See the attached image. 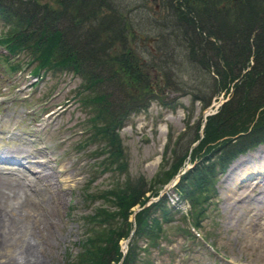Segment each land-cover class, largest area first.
<instances>
[{
    "label": "rangeland",
    "instance_id": "1",
    "mask_svg": "<svg viewBox=\"0 0 264 264\" xmlns=\"http://www.w3.org/2000/svg\"><path fill=\"white\" fill-rule=\"evenodd\" d=\"M124 3L130 6L126 9L137 7L133 14H127L134 28L153 32V37L159 35L157 42L148 44L143 39L141 48H135L158 99L151 100L145 111L127 118L124 127L112 125V145L102 139L109 119H96L98 101L92 100L95 93L90 102L81 100L83 96L78 94L86 92V83L71 72L45 70L31 59L32 40L39 34L29 35L31 46L18 53L16 61L27 64L25 72L9 79L8 74L0 76V156L15 160L0 161V211L13 237L7 249L12 257L17 258L24 240L31 239L40 250V264H67V256L79 251L83 234L79 218L92 208L83 202L84 184L87 179H96L91 189L103 195L116 177V171L100 176L99 165H113L114 170L119 162L127 166L125 172L131 177L145 180L158 173L162 156L165 159L161 169L175 166L179 159V170L183 169L185 163L194 162L186 160L205 110L200 102L192 103L190 90L198 87L202 96L211 97L210 104H216L221 96L225 99L220 104L228 99L229 93L212 94L214 85L206 77L188 72L187 57L179 47L181 40L166 36L170 22H166L164 13L154 9L157 3ZM5 30L0 25V34L9 35L11 29ZM3 45L0 40V47ZM2 70L0 67V74ZM98 86L97 92L101 90ZM208 109L212 115L218 111L215 105ZM105 147L116 155L105 157ZM99 150L102 159H93ZM32 159L50 162L34 168L27 163ZM228 165L223 175L215 172L211 204L204 203L199 194L190 200L182 198L180 192H170V198L179 203L180 213L163 225L166 238L151 250L150 264H264V195L260 194L264 187V143L236 156ZM63 168L68 174L61 176L62 182L58 183L63 187L62 194L44 189L43 184L50 180L44 182L36 177L40 171L53 178ZM98 201L94 207L105 204L103 199ZM186 216L196 228L197 238L184 221Z\"/></svg>",
    "mask_w": 264,
    "mask_h": 264
},
{
    "label": "trees",
    "instance_id": "2",
    "mask_svg": "<svg viewBox=\"0 0 264 264\" xmlns=\"http://www.w3.org/2000/svg\"><path fill=\"white\" fill-rule=\"evenodd\" d=\"M156 2L158 11L170 22L166 36L181 40L188 72L211 81L212 94L229 93L217 113L207 117L203 138L190 154L195 165L176 185L182 197L191 200L199 194L205 203L214 194L215 172L222 173L236 156L264 142V0ZM126 8L130 6L124 0H0V25L12 30L0 38L7 56L31 46L29 35L39 34L32 40L31 59L45 70L73 72L86 83V92L78 94L90 102L95 93L96 119H109L102 137L109 145L113 142L112 125L146 110L157 98L136 49L141 48L140 35L146 40L156 38V42L159 35L153 37V32L134 28L128 15L137 7ZM8 64L11 69L19 68L16 61ZM98 84L101 90L97 92ZM196 89L189 93L192 103L200 102L206 108L211 97ZM199 127L189 149L198 139ZM176 162L151 180L127 175L114 179L104 195L93 192L90 202L94 205L103 199L105 204L92 207L89 218L83 219L81 252L69 257L67 264H117L122 256L119 242L132 228L128 222L131 208L141 206L147 193L157 195L179 171L181 160ZM102 168L113 171V165ZM125 169L123 164L118 167ZM171 218L165 197L137 213L123 264H150L151 250L165 240L163 225Z\"/></svg>",
    "mask_w": 264,
    "mask_h": 264
},
{
    "label": "bare ground",
    "instance_id": "3",
    "mask_svg": "<svg viewBox=\"0 0 264 264\" xmlns=\"http://www.w3.org/2000/svg\"><path fill=\"white\" fill-rule=\"evenodd\" d=\"M49 162H50L49 160H44V161H38L35 159L27 160V163L30 164L29 166L34 168L35 167L42 168L44 166H47ZM33 171H37V170H33ZM36 174H38L36 177H38L44 182L50 180L48 182L49 184L47 185L45 183L43 184V186H45L44 189L48 190L50 188L52 192L55 191L58 194L60 193L62 194L63 187H61L59 184L60 182H62L60 177L68 174L65 168L58 170L57 174L53 178H51L52 177L51 175L40 171H37ZM251 176H253V174ZM69 178H71V176ZM51 181H55L56 184L51 183ZM258 185L259 184H257V186ZM260 194L264 195V187L260 188ZM4 217L5 216L3 212L0 211V264H40V255H39L40 250L33 243V240L31 239L24 240L23 246L17 258L11 256V254L8 252L7 249L10 248V245L13 241L12 240L13 237H11V235L7 231L6 226H4L5 225ZM15 258L16 261L13 260Z\"/></svg>",
    "mask_w": 264,
    "mask_h": 264
},
{
    "label": "water",
    "instance_id": "4",
    "mask_svg": "<svg viewBox=\"0 0 264 264\" xmlns=\"http://www.w3.org/2000/svg\"><path fill=\"white\" fill-rule=\"evenodd\" d=\"M220 101H221V100H220ZM207 112H208V110H207ZM207 112H204L203 115L205 116ZM126 242H127V241H126Z\"/></svg>",
    "mask_w": 264,
    "mask_h": 264
},
{
    "label": "flooded vegetation",
    "instance_id": "5",
    "mask_svg": "<svg viewBox=\"0 0 264 264\" xmlns=\"http://www.w3.org/2000/svg\"><path fill=\"white\" fill-rule=\"evenodd\" d=\"M151 1H156V0H151Z\"/></svg>",
    "mask_w": 264,
    "mask_h": 264
}]
</instances>
